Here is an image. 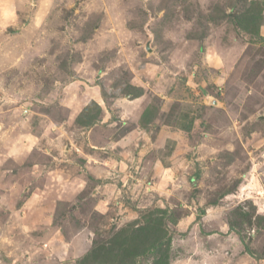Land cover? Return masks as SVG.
I'll use <instances>...</instances> for the list:
<instances>
[{"label":"rangeland","instance_id":"obj_1","mask_svg":"<svg viewBox=\"0 0 264 264\" xmlns=\"http://www.w3.org/2000/svg\"><path fill=\"white\" fill-rule=\"evenodd\" d=\"M121 262L264 264V0H0V264Z\"/></svg>","mask_w":264,"mask_h":264},{"label":"crops","instance_id":"obj_2","mask_svg":"<svg viewBox=\"0 0 264 264\" xmlns=\"http://www.w3.org/2000/svg\"><path fill=\"white\" fill-rule=\"evenodd\" d=\"M206 61H209V60H205V62ZM143 98H144V95L137 97L136 99H127V100L123 98L116 99V101L114 102L115 105H117L116 108L121 109L123 111L121 112L122 113L121 118H123L124 111H126V109H129L130 107H134V105L139 104L137 107L138 115L136 114L137 116L135 117V119L137 118V120L135 119L133 120L136 123V121L140 119V115H142L144 111V107L142 108L141 103H140ZM96 99L97 101H99L98 96L96 97ZM176 101L177 103L178 102L181 103V106L177 108V112H176L177 116L175 117L177 120L176 123H171V125L168 122L163 123L161 121V117H156V119H154L157 122V124L155 125L156 126L155 128L150 127L149 129H146L144 127L145 128L144 129L139 126L137 127V125H135L133 129L128 131L121 139V141H124L125 139L134 140L135 134L138 135L142 133V138L144 139V144L146 147L139 149V153L141 154L139 156V159L141 160V158L144 157L148 153L149 150L150 151L153 150L157 154L156 160L154 161V165L158 168L160 172H163V170H166V173H167V169L165 168H169L170 165L169 163H166V161L168 162L170 160H173L172 158L173 155L171 156L170 155L171 153H169L170 149L173 148L174 145H176L178 149L182 148V145L184 144V134L186 133V130L190 129V127L185 126L184 120L187 119V117L189 118L188 113L190 112V110H192L193 108L194 109L196 108V105L191 100L164 98V96H161V106H160L161 112L166 113V111L171 109L172 105H174ZM113 105L114 104H112V108L114 107ZM185 113L187 114V116H183V114ZM108 116H109V113L107 114V116H105V119H107ZM153 129H155V131H153ZM121 163L126 164V162H121ZM125 167H127V164L125 165ZM165 175L162 176L159 180L161 184L167 180Z\"/></svg>","mask_w":264,"mask_h":264},{"label":"trees","instance_id":"obj_3","mask_svg":"<svg viewBox=\"0 0 264 264\" xmlns=\"http://www.w3.org/2000/svg\"><path fill=\"white\" fill-rule=\"evenodd\" d=\"M240 15V14H239ZM241 17H243L244 15H240ZM244 17H246L245 19H247V21H249V23L250 22H252L251 24H252V26H251V28L252 27H255L256 29H254V30H257L258 31V29H259V20H261V18H262V13H261V15H259V13H254V14H252V13H247V16H244ZM243 17V18H244ZM233 18L236 20V21H240L239 19V16H238V14H234L233 15ZM257 20H258V22H257ZM160 222V219H155V223L152 225V223L151 224H148L147 226H144V227H142V228H136L135 230H134V234H135V236L136 237H138L139 236V234L140 233H143V235L141 234V236H140V238H153L154 240L149 244V246H148V248H146V249H152V250H155V249H158L159 247H160V244L156 241L157 240V236H159V231H160V228L159 227H155L157 224H160L159 223ZM161 225V224H160ZM123 231V230H122ZM124 232V231H123ZM138 232V233H137ZM132 235V234H131ZM131 235H128V236H126V239H129L130 238V236ZM134 236V235H133ZM132 236V237H133ZM134 236V238H136ZM109 251L107 250V252L106 253H108ZM129 254L131 253V254H133L132 256H136V252H134V251H127ZM102 253H104V250H103V247L102 246H100L99 248H98V246H94V248L92 249V253H91V255H92V257H94L95 255H102ZM96 257V256H95ZM96 259V258H95ZM122 261V260H121ZM120 264H122V262L120 263Z\"/></svg>","mask_w":264,"mask_h":264}]
</instances>
